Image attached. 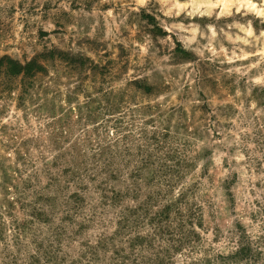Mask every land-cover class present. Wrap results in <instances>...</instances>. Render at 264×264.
<instances>
[{"label": "rangeland", "instance_id": "1", "mask_svg": "<svg viewBox=\"0 0 264 264\" xmlns=\"http://www.w3.org/2000/svg\"><path fill=\"white\" fill-rule=\"evenodd\" d=\"M231 2L0 0V264H264V22Z\"/></svg>", "mask_w": 264, "mask_h": 264}, {"label": "clouds", "instance_id": "2", "mask_svg": "<svg viewBox=\"0 0 264 264\" xmlns=\"http://www.w3.org/2000/svg\"><path fill=\"white\" fill-rule=\"evenodd\" d=\"M151 3H160L161 8L158 9V11L163 12L165 16L170 17H176L181 14V12H184L186 9H192V11L186 12V17H192V16H212L211 11H204L201 12V8L206 9H213L217 7H221V0H216L215 3H198V0H187L185 3H179L177 0H149ZM165 7H167V11H164ZM223 7L225 9L231 7L236 12L241 13V18L248 17V16H254L258 17L261 22H264V0H232L231 4H223ZM219 16H227L231 15L234 16L235 13L231 11H224L218 14ZM252 20L247 19L244 23H241L238 19H233L232 23L228 24L227 27L232 29H238L240 33L243 35H237L234 38L231 36H228L227 38L229 40L239 41L240 43L247 44L248 43V37L253 35V30L251 27ZM206 31L210 33L209 44L211 43L212 38L216 36V32L214 30V25L212 23L207 24ZM172 28L176 29L179 28L180 30H189L191 31L193 38H195V35L198 31L199 24L195 22H189L187 25H185L183 22L181 23H173ZM200 35L203 36L204 33L200 32ZM209 51H212V49L209 47ZM221 52L224 51L223 48L220 49ZM214 55L216 53H213Z\"/></svg>", "mask_w": 264, "mask_h": 264}]
</instances>
